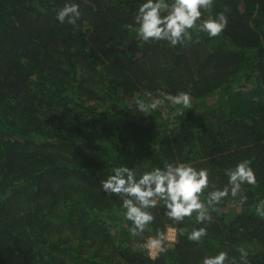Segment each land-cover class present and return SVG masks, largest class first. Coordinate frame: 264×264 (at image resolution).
Here are the masks:
<instances>
[{
	"label": "trees",
	"instance_id": "1",
	"mask_svg": "<svg viewBox=\"0 0 264 264\" xmlns=\"http://www.w3.org/2000/svg\"><path fill=\"white\" fill-rule=\"evenodd\" d=\"M145 2L0 0V264H202L221 251L226 264H240L241 247L249 264H264V219L255 212L264 199V0H214L197 23L224 13L226 29L193 31L176 46L137 36ZM69 3L81 12L75 25L57 19ZM146 91L188 92L192 108L174 115L180 106L165 101L135 112ZM243 160L257 177L242 185L246 203L229 194L201 224L195 212L176 223L160 201L135 237L125 197L101 183L119 166L139 178L185 163L209 171L207 202L230 187L227 172ZM169 226L176 240L150 258L141 243ZM200 227L207 235L189 240Z\"/></svg>",
	"mask_w": 264,
	"mask_h": 264
},
{
	"label": "clouds",
	"instance_id": "2",
	"mask_svg": "<svg viewBox=\"0 0 264 264\" xmlns=\"http://www.w3.org/2000/svg\"><path fill=\"white\" fill-rule=\"evenodd\" d=\"M213 6L214 0H174L170 5L165 3V0H146L140 5L135 16V22L139 25L137 36L146 42L167 41L172 46L193 41V31L205 32L210 37H216L227 27L228 19L224 13L216 17L209 15L201 23H197L201 20L203 13L210 12ZM162 11H166L167 14L162 15ZM80 17L79 5L75 3L65 4L57 12L60 23L67 21L75 25ZM198 39L197 37L196 42ZM144 97L134 102L133 109L144 115L161 109L165 101L170 102L172 106H180L174 115H182L183 109L192 108V97L185 91L175 95L168 94L163 99L155 98L151 92L146 91ZM161 115L164 119H168L167 111H163ZM113 171L114 174L101 182L102 188L108 194L125 197L122 206L126 209V219L132 222L131 235L134 237L143 233L146 226L154 221L155 217L147 209L156 207L160 201L164 202L166 216L176 223L191 217L195 212L197 223L202 224L212 221L210 208L219 204L229 194L232 198L239 196L240 204L246 203L247 195L241 194L245 191L242 185L255 186L257 183V177L250 162L243 160L227 172L230 187L225 186L223 189L212 191L205 202L201 196L210 183L207 169H197L185 163H169L163 169L156 167L139 178L135 171L127 166L116 167ZM255 212L264 219V199L256 205ZM206 235L205 227L193 228L188 234V239L200 242ZM166 240V234L161 232L155 239L144 241L140 246L147 248L150 258L155 259L152 249L166 251L164 247ZM238 251L240 264H249L248 251L243 247ZM227 261H229L228 253L221 251L217 255L204 257L202 264H226Z\"/></svg>",
	"mask_w": 264,
	"mask_h": 264
},
{
	"label": "built area",
	"instance_id": "3",
	"mask_svg": "<svg viewBox=\"0 0 264 264\" xmlns=\"http://www.w3.org/2000/svg\"><path fill=\"white\" fill-rule=\"evenodd\" d=\"M166 236H167V240L170 242H174L176 240V236H177V230L176 227L174 226H169L168 230L166 232ZM150 239H155L154 237H151ZM156 253L158 251V249L155 250Z\"/></svg>",
	"mask_w": 264,
	"mask_h": 264
},
{
	"label": "rangeland",
	"instance_id": "4",
	"mask_svg": "<svg viewBox=\"0 0 264 264\" xmlns=\"http://www.w3.org/2000/svg\"><path fill=\"white\" fill-rule=\"evenodd\" d=\"M232 210H233V207H230ZM167 230H168V228H167ZM167 232V231H166ZM151 237H147L146 239H145V241H147V240H149ZM156 249H152V255H157L158 254V251H157V253H156V251H155Z\"/></svg>",
	"mask_w": 264,
	"mask_h": 264
}]
</instances>
